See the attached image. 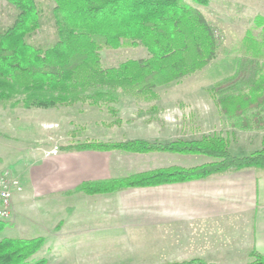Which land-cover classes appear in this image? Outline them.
Returning a JSON list of instances; mask_svg holds the SVG:
<instances>
[{
    "label": "trees",
    "instance_id": "trees-1",
    "mask_svg": "<svg viewBox=\"0 0 264 264\" xmlns=\"http://www.w3.org/2000/svg\"><path fill=\"white\" fill-rule=\"evenodd\" d=\"M5 1L17 13L9 25L0 28V105L49 109L89 98L90 104L98 105L99 99L115 89L151 99L156 96L157 87L211 64L217 77L212 96L221 113L232 118L250 109H264V17L259 14L252 20L254 26L223 58L215 61L219 46L215 30L203 12L186 0H52L57 38L45 47L27 41L40 27L37 2ZM206 1L194 0L203 4ZM139 45L147 50L146 57L102 66V49ZM58 149L167 151L214 159L189 167L170 165L121 177L86 180L67 194H105L130 187L183 182L229 168L264 167V150L236 156L229 152L226 139L215 134L165 142L140 138L76 141ZM4 223L0 221V232ZM43 243L41 236H3L0 264H45V258L29 260ZM252 256L248 264H264V255L252 252ZM182 264L211 263L192 259Z\"/></svg>",
    "mask_w": 264,
    "mask_h": 264
},
{
    "label": "rangeland",
    "instance_id": "rangeland-1",
    "mask_svg": "<svg viewBox=\"0 0 264 264\" xmlns=\"http://www.w3.org/2000/svg\"><path fill=\"white\" fill-rule=\"evenodd\" d=\"M35 1L40 9V27L27 37V41L32 45L45 47L57 38L52 15L54 2ZM186 1L197 6L215 30L219 43L215 61L223 58L227 50H231L242 38L246 30L254 26L252 21L254 16L259 14L264 17V2L259 3L257 0L238 2L207 0L204 4L195 3L194 0ZM16 13V9L11 4L0 0V28L9 25ZM100 55L102 66L111 67L129 58L146 57L148 53L145 47L139 45L102 49ZM216 79L210 64L178 81L157 87L156 96L151 99L115 89L99 99L98 105L90 104V98L85 102L49 109L11 107L9 103L0 105V172L6 170L16 177L21 190L15 192H21L22 180L29 181L31 178L34 182L42 180L41 173L34 172L38 166L37 161L48 158L49 155L59 154L58 148L62 145L76 141L127 140L130 134L154 139L149 141L161 142H165L162 139L167 140L169 137L195 139L203 135H220L223 127H219L217 120L213 121L207 115L208 110L218 106L211 91ZM109 97L113 99L108 100ZM214 128L216 130H213ZM113 151L104 156L113 158L116 167L122 166L121 173L128 171L133 173L155 165L154 161L148 164L144 162L130 170L129 164L125 162L135 161L123 158H166L167 161L175 159L174 161L177 162L176 158H179L178 163H181L183 162L181 156L184 155L175 152H153L141 155L120 150ZM194 158L207 159L204 155H196ZM37 185L38 188H33L30 198L19 204L17 216L5 221L0 238L43 237L46 229H40L39 223L47 224L49 227L54 223L55 231L58 229L60 219L98 220L100 219L98 214L104 216L95 208H86V201L88 198H94L93 195L78 193V196L69 197L58 193L47 194L41 184L37 183ZM29 189L26 187V191ZM101 239L102 237L93 238V241H96L93 243L81 242L80 239L78 242L67 244L69 248L65 250L64 246L44 238L41 249L29 260L45 258L47 260L45 264H92L90 260L92 253L97 264H121L131 258L135 261L134 258L138 256L136 254L138 251L134 254L131 250L129 255L128 249L123 245L105 244L99 242Z\"/></svg>",
    "mask_w": 264,
    "mask_h": 264
},
{
    "label": "crops",
    "instance_id": "crops-1",
    "mask_svg": "<svg viewBox=\"0 0 264 264\" xmlns=\"http://www.w3.org/2000/svg\"><path fill=\"white\" fill-rule=\"evenodd\" d=\"M230 1L239 0L220 2ZM207 115L223 127L219 134L226 139L231 154L243 156L264 150V109L254 108L242 116L227 118L216 106L208 110ZM134 138L154 140L137 134H130L126 139ZM59 152L37 161L34 172L41 173V181L34 182L32 178L30 182L25 181L19 175L23 190L13 195L11 220L17 216L19 204L30 198L34 187L38 188L37 183L47 194L73 197L78 193L66 192L82 181L131 174L129 171L121 173L122 166L116 167L113 158L104 156L113 150ZM150 153L153 152L139 154ZM196 155L202 154H184L181 163H178L179 158H176L178 162L166 158L123 159L135 161L125 162L130 170L137 164L154 161L153 167L137 172L170 165L189 167L214 160L206 155L207 159L197 160ZM93 197H87L86 208H95L104 216L98 214V220L60 219L55 231L54 223H50V227L39 223L40 229H46L43 237L64 246L65 250L69 248L67 244L80 239L93 243L96 242L93 238L102 237L99 242L121 244L129 255L131 250L134 254L138 251L135 261L131 258L121 264H182L192 259L211 264H248L253 260L252 252L264 255V167L229 168L183 182L130 187L93 194ZM92 256L91 253V263L97 264Z\"/></svg>",
    "mask_w": 264,
    "mask_h": 264
},
{
    "label": "built area",
    "instance_id": "built-area-1",
    "mask_svg": "<svg viewBox=\"0 0 264 264\" xmlns=\"http://www.w3.org/2000/svg\"><path fill=\"white\" fill-rule=\"evenodd\" d=\"M19 180L6 170L0 172V221L9 220L12 215L11 199L15 191H20Z\"/></svg>",
    "mask_w": 264,
    "mask_h": 264
}]
</instances>
